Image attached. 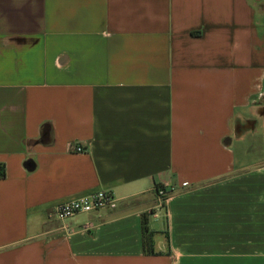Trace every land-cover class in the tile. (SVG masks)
I'll return each instance as SVG.
<instances>
[{
  "label": "crops",
  "instance_id": "0c3cea01",
  "mask_svg": "<svg viewBox=\"0 0 264 264\" xmlns=\"http://www.w3.org/2000/svg\"><path fill=\"white\" fill-rule=\"evenodd\" d=\"M259 134L264 0H0V264H264Z\"/></svg>",
  "mask_w": 264,
  "mask_h": 264
},
{
  "label": "built area",
  "instance_id": "2783aa9c",
  "mask_svg": "<svg viewBox=\"0 0 264 264\" xmlns=\"http://www.w3.org/2000/svg\"><path fill=\"white\" fill-rule=\"evenodd\" d=\"M71 151L73 153L85 152L79 145L72 146ZM172 191L173 189L171 187L169 188L165 185L157 186L161 207L165 205ZM116 206V200L111 193L100 191L59 205L56 209L55 216L59 221H66L79 214H89L106 208L115 209Z\"/></svg>",
  "mask_w": 264,
  "mask_h": 264
},
{
  "label": "trees",
  "instance_id": "16d2710c",
  "mask_svg": "<svg viewBox=\"0 0 264 264\" xmlns=\"http://www.w3.org/2000/svg\"><path fill=\"white\" fill-rule=\"evenodd\" d=\"M3 176H4V171L1 168L0 169V177H3ZM143 234H144V251H145V254L146 255H152V256L157 255V254H155V251H154V240H153L154 233L149 231L148 222L146 219L143 221Z\"/></svg>",
  "mask_w": 264,
  "mask_h": 264
},
{
  "label": "rangeland",
  "instance_id": "374dc122",
  "mask_svg": "<svg viewBox=\"0 0 264 264\" xmlns=\"http://www.w3.org/2000/svg\"><path fill=\"white\" fill-rule=\"evenodd\" d=\"M263 137H262V134H259L257 135L256 137V141H255V154L257 156H261L262 153V150L264 149V141H262ZM245 146H248V144H244Z\"/></svg>",
  "mask_w": 264,
  "mask_h": 264
}]
</instances>
